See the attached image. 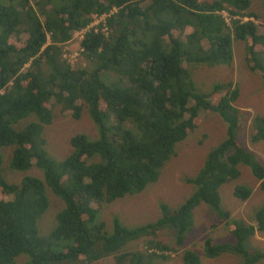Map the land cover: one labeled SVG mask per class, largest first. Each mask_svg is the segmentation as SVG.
Masks as SVG:
<instances>
[{
    "label": "trees",
    "instance_id": "trees-1",
    "mask_svg": "<svg viewBox=\"0 0 264 264\" xmlns=\"http://www.w3.org/2000/svg\"><path fill=\"white\" fill-rule=\"evenodd\" d=\"M251 4L0 0V264H15L22 255L30 258L29 264H163L170 257L161 253L168 250L164 245L119 253L142 239L153 244L148 238H157L164 228L174 229L176 242L183 244L201 203L231 219L221 189L241 176V165L252 169L264 192V164L235 139L240 125L234 106L237 92L216 84L203 93L189 70L194 65L231 64L238 40L248 42L247 65L264 78V30L254 22L259 20ZM84 31L81 55L87 66L75 67L65 57V44L72 33ZM82 101L91 110L100 139L77 135L73 154L55 161L45 149L46 127L53 124L57 104L72 109L79 119ZM202 112L222 116L229 124V140L209 153L201 174L191 181L198 187L196 194L178 210L161 205L163 216L155 225L128 229L117 223L113 234L107 232L106 224L98 223L99 212L156 183L176 146L199 127ZM30 118L35 121L26 129L16 128ZM260 141L264 116L257 115L252 142ZM5 147L12 149L10 170L25 172L36 165L44 178L9 182L3 175ZM49 191L66 208L49 237L43 238L39 221L51 207ZM234 195L246 202L252 191L238 186ZM255 220L257 227L249 228L233 220L230 229L239 244L221 246L212 254L231 251L245 264L264 259V254L251 255L244 248L249 237L264 230V207ZM184 261L201 264L194 252H187Z\"/></svg>",
    "mask_w": 264,
    "mask_h": 264
},
{
    "label": "rangeland",
    "instance_id": "rangeland-1",
    "mask_svg": "<svg viewBox=\"0 0 264 264\" xmlns=\"http://www.w3.org/2000/svg\"><path fill=\"white\" fill-rule=\"evenodd\" d=\"M251 1V11L264 24V0ZM98 22L97 19L96 23ZM72 34L74 35L72 41L65 44V57L75 67L86 68L87 60L81 55L83 33ZM236 42L235 57L231 64L201 65L200 68L191 66L189 67L191 79L203 93H209L216 84H225L231 91L237 92L238 97L234 106L240 112V125L235 139L255 153L257 159L264 164V141L252 142L256 116L258 114L264 116V78L258 70L252 72L247 65L245 56L248 42L240 43L238 40ZM82 104L79 119L72 115V109L69 111L63 104L56 105L53 124L47 126L45 130V149L51 159L63 161L73 154L72 140L77 135H85L91 141L100 139V130L93 120L90 108L83 101ZM31 121H35V118L22 120L16 128L26 129ZM228 129L229 124L221 115L202 112L199 127L176 146L174 156L160 170L158 181L150 184L142 193L127 195L105 206L103 211L99 212L98 223H105L106 231L113 234L117 223L128 229L155 225L163 216L161 205L172 210L180 209L196 194L198 187L191 181L201 174L209 153L229 140ZM2 154L5 161L3 175L9 182H21L26 176L44 178L43 171L36 165L25 172L10 170L12 149L2 148ZM240 170L241 176L221 189L222 204L225 211L231 214V219L227 216L223 219L220 217L222 213L210 205L201 203L195 208L193 226L185 235L183 244L176 242L174 229L164 228L160 230L157 238H148L150 241L154 240L153 244L144 239L131 242L119 254L164 245L168 250L161 253L170 257L163 264H185L184 255L187 252L196 253L201 258V264H245L241 255L231 251L219 255L212 254L214 249L221 246L239 244L237 234L230 229L231 226H235L233 220H239L238 222L245 228L257 227L256 213L264 207V192L260 189L259 180L254 176L252 169L241 165ZM238 186H244L252 191L248 201L243 202L235 197L234 191ZM47 195L51 207L39 221V232L43 238L49 237L56 226L57 216L66 208L65 202L53 192L49 191ZM208 242H211V246H207ZM244 248L251 255L264 254V231L262 234L256 231L245 241ZM29 263L30 258L27 255H22L15 261V264ZM256 264H264V259Z\"/></svg>",
    "mask_w": 264,
    "mask_h": 264
},
{
    "label": "clouds",
    "instance_id": "clouds-1",
    "mask_svg": "<svg viewBox=\"0 0 264 264\" xmlns=\"http://www.w3.org/2000/svg\"><path fill=\"white\" fill-rule=\"evenodd\" d=\"M97 19H98V18H96V21H97ZM98 20H99V19H98ZM249 20L254 21V18H251V19H250V18H247V17H246V21H249ZM258 20H259V19H258ZM254 22H255L256 24L258 23V25L261 26V27L263 28V30H264V24H263L262 22H260V21H254ZM94 25H95V24H94ZM79 33H85V31H84V32H79ZM73 38H74V37H73ZM71 41H72V40H71ZM71 41H70V42H71ZM251 71H252V72H256L255 70H252V69H251ZM258 115H260V114H258ZM125 197H126V196H125ZM121 199H122V198H121ZM110 205H111V204H110ZM108 206H109V205H108ZM263 231H264V230H263ZM263 231H259V233L262 234Z\"/></svg>",
    "mask_w": 264,
    "mask_h": 264
},
{
    "label": "crops",
    "instance_id": "crops-1",
    "mask_svg": "<svg viewBox=\"0 0 264 264\" xmlns=\"http://www.w3.org/2000/svg\"><path fill=\"white\" fill-rule=\"evenodd\" d=\"M250 11H251V8H250ZM252 12V11H251ZM253 13V12H252Z\"/></svg>",
    "mask_w": 264,
    "mask_h": 264
}]
</instances>
